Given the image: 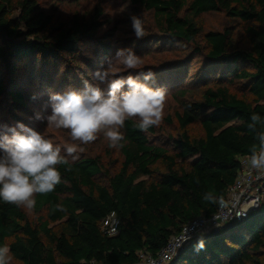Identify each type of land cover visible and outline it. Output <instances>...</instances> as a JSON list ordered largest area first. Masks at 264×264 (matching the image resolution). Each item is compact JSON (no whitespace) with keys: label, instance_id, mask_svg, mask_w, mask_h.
Instances as JSON below:
<instances>
[{"label":"trees","instance_id":"trees-1","mask_svg":"<svg viewBox=\"0 0 264 264\" xmlns=\"http://www.w3.org/2000/svg\"><path fill=\"white\" fill-rule=\"evenodd\" d=\"M126 1L152 14L161 31L157 41L177 46L186 61L194 57L204 64L206 76L194 75L200 95L180 100L182 133L167 145L151 141L156 127L143 132L133 118L121 129L118 169L104 167L99 156L58 165L61 183L35 197L40 214L35 223L21 207L0 200V247H9L16 261L11 264H139L141 252L155 257L187 222L216 211L236 180L240 158L250 156L251 145L259 146L258 134L264 132V0ZM15 9L19 13L13 16ZM209 12L246 23L249 47H234L229 28L203 33L199 20ZM97 30L96 20L78 16L56 26L37 0H0V64L16 76L24 61L32 83L40 72L49 87L55 80L51 75L65 64L69 70L59 79L64 83L86 62L77 53ZM101 49L102 56L110 55L104 42ZM1 74L0 99L8 95L15 108H26L24 91ZM236 81L245 95L232 90ZM183 82L177 77L164 87L184 99L189 89ZM253 113L259 121H252ZM196 121L202 125L200 136L188 132ZM113 212L118 233L109 236L101 224ZM263 253L264 204L232 228L194 238L168 264H264Z\"/></svg>","mask_w":264,"mask_h":264},{"label":"rangeland","instance_id":"rangeland-1","mask_svg":"<svg viewBox=\"0 0 264 264\" xmlns=\"http://www.w3.org/2000/svg\"><path fill=\"white\" fill-rule=\"evenodd\" d=\"M40 7L50 16L52 23L56 26L62 23H68L71 18L76 16L85 20H96L98 30L95 33L93 41H84L80 45V54L86 62L78 64V69L69 72L66 75V81L59 80L69 68L62 64L54 75L55 78L52 87H49L44 81L39 79V73H36L38 80L32 83V78L29 76L30 67L20 62L18 65L19 73L16 76H11L7 66L0 64V71L5 79L9 82L14 79L18 86L24 91L27 97L26 108H15L12 100L8 95L0 99V125H14L21 122L36 131L41 132L46 138L53 140L54 144H58L62 148L67 143H77L70 139V134L67 130H56L48 128L46 123L37 120V115L46 116L50 114V94L53 92H64L69 89L81 91L84 88V82L96 85L98 81L94 78V73L97 70H103L107 67L109 58L115 56L118 49H131L137 56L141 57L142 64L137 69H122L120 66H115L114 70L119 69V74L127 76L129 74L142 79V73L151 70L154 74L153 79L148 81L153 88H165V84H171L177 77L184 80V85L188 87V93L184 99H180L173 95V89H167L168 96L164 109V119L159 127H156L154 134L150 135L152 142L157 144L170 143L171 137H178L182 133L179 125L178 114L182 112L180 100H187L198 97V90L201 85L196 82L194 75L198 74L206 76L204 64L198 59L192 57L190 61H186V56L179 52L177 46L170 45L163 40L157 41L161 31L157 29L152 14L144 7L132 4L126 0H37ZM102 12V15L97 17V14ZM15 9L13 16L18 14ZM139 17L144 24L145 36L143 39H137L131 26L130 17ZM200 25L203 33L210 30H223L229 28L232 31L233 46L239 49L249 47V37L246 31L247 24L237 18L227 17L221 12H209L201 16ZM155 36L154 41L152 37ZM108 46L110 55L102 56L101 43ZM159 42L158 44H156ZM1 44V42H0ZM66 56V55H65ZM83 62V61H82ZM94 63V64H93ZM75 68V67H74ZM47 73V72H46ZM53 74V73H52ZM212 74V78H213ZM172 79V80H170ZM211 81V79H210ZM173 84V83H172ZM105 88V85H99ZM167 88V87H166ZM165 88V89H166ZM232 90L239 96L247 93L246 89L240 81H236L232 85ZM139 120L138 118H134ZM188 132L192 136H200L203 133L200 121L194 122ZM83 147V152H78L79 157L99 156L103 162V166L114 170L120 166L122 156L120 148H110L108 141L101 134L100 137L93 143L88 145H79ZM68 159H72L68 157ZM162 171L163 167L160 165ZM105 181L104 176L99 178ZM23 209V208H22ZM28 219L35 223L40 215L33 209L31 212L23 209ZM55 225V224H52ZM208 230L205 234H209ZM10 241V239H9ZM264 254V253H263ZM12 257V256H11ZM264 258V255L262 256ZM16 261L12 258L11 263Z\"/></svg>","mask_w":264,"mask_h":264},{"label":"clouds","instance_id":"clouds-1","mask_svg":"<svg viewBox=\"0 0 264 264\" xmlns=\"http://www.w3.org/2000/svg\"><path fill=\"white\" fill-rule=\"evenodd\" d=\"M130 20L135 37L143 39V21L137 16ZM141 64V57L131 49H118L107 61V67L94 73L98 84L85 81L81 91L69 89L50 94V114L37 115L36 119L44 121L48 128L67 130L70 139L78 142L65 144L64 154L52 139L21 122L0 125V200L31 212L37 194L51 193L61 183L57 166L67 165L68 157L75 161L76 154L84 151L79 145L91 144L102 134L110 148L122 147L121 129L133 118L139 119L136 127L143 132L159 127L164 119L167 89L149 85L154 76L151 70L143 72L142 79L121 75L118 68L114 70L115 66L137 69ZM251 119L257 122L260 117L253 113ZM258 135L259 146L251 145L244 163L264 173V132ZM57 208L65 210L61 205ZM11 260L9 247H0V264H11Z\"/></svg>","mask_w":264,"mask_h":264},{"label":"built area","instance_id":"built-area-1","mask_svg":"<svg viewBox=\"0 0 264 264\" xmlns=\"http://www.w3.org/2000/svg\"><path fill=\"white\" fill-rule=\"evenodd\" d=\"M248 157L240 158L236 180L226 195L219 199L216 211L212 215L198 216L187 222L177 235L171 237L167 246L157 256L141 252L142 261L139 264H168L194 238L206 235L210 229L225 225L236 226L264 204V173L247 167L244 161ZM101 228L109 236L118 233V220L114 212L102 221Z\"/></svg>","mask_w":264,"mask_h":264},{"label":"water","instance_id":"water-1","mask_svg":"<svg viewBox=\"0 0 264 264\" xmlns=\"http://www.w3.org/2000/svg\"><path fill=\"white\" fill-rule=\"evenodd\" d=\"M235 225V224H234ZM234 225H225V226H222L223 228H230V227H232V226H234ZM222 227H220V228H222ZM220 228H217V229H210V232H209V234L210 233H215L216 231H218Z\"/></svg>","mask_w":264,"mask_h":264}]
</instances>
